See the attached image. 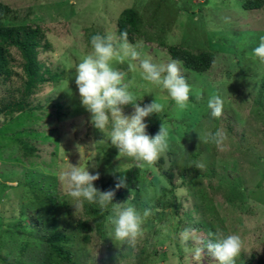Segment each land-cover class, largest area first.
I'll list each match as a JSON object with an SVG mask.
<instances>
[{
	"label": "rangeland",
	"instance_id": "1",
	"mask_svg": "<svg viewBox=\"0 0 264 264\" xmlns=\"http://www.w3.org/2000/svg\"><path fill=\"white\" fill-rule=\"evenodd\" d=\"M0 1L13 10L4 24L43 30L50 49L40 53V62L60 76L39 88L26 112L7 121L0 115V264H46L45 237L52 231L68 236L75 264H218L206 249L199 261L185 252L178 236L184 229H195L201 247L216 233L238 234L243 247L235 264H264V62L252 52L264 36V8L247 10L248 0ZM127 9L139 14L140 30L130 43L143 42L137 49L141 59L166 65L173 60L170 46L215 57L203 73L181 65L191 87L183 109L166 90L142 78L138 60L112 62L127 73L135 102L164 105L144 122L153 137L165 126L169 148L142 168L131 157L117 158L119 150L107 135L111 123L104 133L92 124L75 83L77 65L93 51L91 37L119 40L118 21ZM15 70L21 73L20 67ZM20 85L19 77L0 78V102L9 101ZM212 95L224 102L219 118L207 107ZM121 107L126 116L134 111L132 104ZM217 129L227 134L226 151L207 140ZM20 140L37 149L34 156L24 157ZM69 163L99 173L94 181L99 191L115 190L113 204L102 209L94 203L103 216L105 240L86 211L90 202L76 209L60 179ZM42 177L54 188L56 205L40 203L32 190L31 182ZM121 178L127 186L117 190ZM121 203L152 212L134 247L113 236L111 218ZM87 220L89 233L78 226Z\"/></svg>",
	"mask_w": 264,
	"mask_h": 264
},
{
	"label": "clouds",
	"instance_id": "2",
	"mask_svg": "<svg viewBox=\"0 0 264 264\" xmlns=\"http://www.w3.org/2000/svg\"><path fill=\"white\" fill-rule=\"evenodd\" d=\"M93 51L86 55L75 69V83L77 85L82 106L91 113L92 124L101 132H105L111 123V130L107 133L111 144L119 150V155L131 157L136 161V167L154 164L169 148L168 131L162 124L158 133L153 137L147 132L146 117L153 113L159 114L164 105L154 100L150 104L141 106L134 101L133 94L125 83L127 73L112 66L114 60L123 63L125 60L139 61L141 76L145 81L166 90L178 107L183 109L190 99L191 87L181 75L182 62L171 60L166 65H157L150 59H141L137 50L143 42L130 43L128 33L120 34L119 40L113 35L91 37ZM253 55L264 62V36L253 50ZM131 67V65H130ZM132 104L134 111L130 116L123 114L122 105ZM223 99L218 95L209 97L207 107L213 118H219L223 112ZM207 140L214 143L220 151H226L227 134L222 129L209 133ZM96 165H93L95 167ZM197 168L202 165H196ZM99 173L90 174L87 167L80 164L69 165L60 173L68 195L77 201L76 209L82 201L98 203L103 209L113 204L115 190L99 191L94 187V181L99 179ZM125 179L121 178L115 185L118 190L126 187ZM131 198L132 193H131ZM126 203V202H125ZM125 203L115 204L116 215L111 218L114 226V239L135 246L137 239L143 234L142 225L152 212L145 208L141 213L133 205L123 206ZM179 241L185 252H190L196 260H201L205 249L218 264H235L239 256L243 241L238 234H215L214 240L204 241L195 234V229H184L179 234ZM189 242L193 247H189Z\"/></svg>",
	"mask_w": 264,
	"mask_h": 264
},
{
	"label": "trees",
	"instance_id": "3",
	"mask_svg": "<svg viewBox=\"0 0 264 264\" xmlns=\"http://www.w3.org/2000/svg\"><path fill=\"white\" fill-rule=\"evenodd\" d=\"M244 7L247 10L263 9L264 0H248ZM12 12L10 6L0 1V78L9 81L13 77H19L21 80V85L10 100L0 102V115L4 117L5 121L11 120L16 114L29 110L32 103L31 98L39 88L47 82L56 81L60 78L58 74H52L49 69H44V64L40 62V53L50 49V44L46 40L43 30L29 25L4 24L5 19ZM139 30V14L134 9L125 10L118 21L119 34L127 31L129 42H134L133 36ZM13 52L18 54L19 62ZM168 52L173 60H180L186 68L198 73L206 72L214 64L215 57L210 53L195 55L177 46L168 47ZM17 66L20 67L21 73L15 70ZM20 144L24 157L34 156L37 151L34 146L25 140H20ZM167 178L169 182H172V175H168ZM31 186L32 190L37 192L36 195H39L37 198H41L40 203L48 200L52 205L57 204L54 188L45 180V177L37 179L36 182L32 181ZM86 211L105 240V223L102 214L99 213L94 203L86 204ZM90 223L91 221L88 220L80 221L78 226L82 231L89 233L93 230ZM45 239L49 251L46 264H75L73 253L66 244L69 241L67 235L52 231ZM85 240L89 241L88 234L85 235ZM259 264L263 263L260 262Z\"/></svg>",
	"mask_w": 264,
	"mask_h": 264
}]
</instances>
